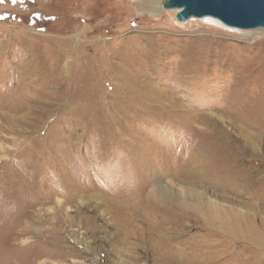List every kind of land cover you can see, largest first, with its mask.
<instances>
[{
    "label": "rangeland",
    "instance_id": "1",
    "mask_svg": "<svg viewBox=\"0 0 264 264\" xmlns=\"http://www.w3.org/2000/svg\"><path fill=\"white\" fill-rule=\"evenodd\" d=\"M162 1L0 0V264H169L108 207L147 215L142 189L172 183L179 214L209 200L241 214L201 262L264 264V204L244 189V165L264 166V29L181 22ZM211 155L235 182L223 189L209 162L182 202ZM192 223L175 241L187 251L203 233Z\"/></svg>",
    "mask_w": 264,
    "mask_h": 264
},
{
    "label": "bare ground",
    "instance_id": "2",
    "mask_svg": "<svg viewBox=\"0 0 264 264\" xmlns=\"http://www.w3.org/2000/svg\"><path fill=\"white\" fill-rule=\"evenodd\" d=\"M152 4L154 5V2H152ZM189 21L206 22L212 25L214 24L217 27L226 28L224 24L212 17L192 18ZM259 141L264 142V135H261ZM255 146L252 157L264 162V149L259 147L261 145ZM207 158L209 159L198 163L196 166H193V168L191 167L186 174L188 188H184L183 192L185 193L178 196L182 202L187 201V192L194 191L196 186L200 187L199 182L213 178L214 175H212V177L207 176V174H213L209 172V169H212L209 162L217 165L214 169L217 170V174H221L220 177L222 180L224 178L227 179L222 183L223 189H229L230 185H233L235 182L230 179L236 177L237 174L235 172L224 171V173H221L219 170V166L224 164V159L217 156L212 157V155L210 157L207 156ZM191 178L194 180L192 179L191 182H189ZM147 185L148 183L145 184V188ZM174 187H176V185L173 183L159 187L157 191L160 196L153 194V190L145 193L146 189H142V203L149 209L147 215L135 214L133 211L120 213L115 209L112 203H109L110 221L117 232H121L125 238H135L139 242L145 244L148 249L155 253L157 258H160V260H167L169 264H205L200 260H213L218 254L217 248L225 246L227 244L226 238L235 235L236 228L239 225L238 218L241 214L233 208L226 207L219 202L211 200L208 202L212 205V209L208 212L179 214L175 210H172L173 208L167 203V199L174 196V192H182V189ZM244 189L252 196L251 199H260L264 204V166L244 165ZM203 190L206 191L205 189ZM253 207L261 210L259 202L254 203ZM148 215H150V218ZM158 216L161 217L159 221L151 220V218H156ZM244 216L247 219L246 223L251 224V218L248 214L244 213ZM165 222H170L172 224L171 227H165ZM189 222H193L192 224H195L196 227L198 226L203 233L201 236H197V241H195L197 243L193 245L191 250L187 251V248L177 246L175 241L182 233L185 223ZM15 237L14 234L13 238ZM250 260L263 259L262 256L255 253ZM256 262L248 264H259Z\"/></svg>",
    "mask_w": 264,
    "mask_h": 264
},
{
    "label": "water",
    "instance_id": "3",
    "mask_svg": "<svg viewBox=\"0 0 264 264\" xmlns=\"http://www.w3.org/2000/svg\"><path fill=\"white\" fill-rule=\"evenodd\" d=\"M162 7L176 9V19L212 17L227 27L264 29V0H165Z\"/></svg>",
    "mask_w": 264,
    "mask_h": 264
}]
</instances>
